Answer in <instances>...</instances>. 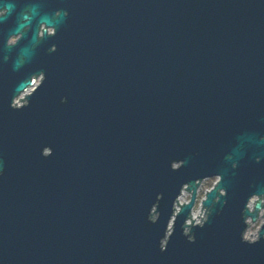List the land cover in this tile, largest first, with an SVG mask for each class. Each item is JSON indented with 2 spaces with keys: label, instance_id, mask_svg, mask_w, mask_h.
Listing matches in <instances>:
<instances>
[{
  "label": "water",
  "instance_id": "95a60500",
  "mask_svg": "<svg viewBox=\"0 0 264 264\" xmlns=\"http://www.w3.org/2000/svg\"><path fill=\"white\" fill-rule=\"evenodd\" d=\"M0 8V264H264V0Z\"/></svg>",
  "mask_w": 264,
  "mask_h": 264
},
{
  "label": "rangeland",
  "instance_id": "374dc122",
  "mask_svg": "<svg viewBox=\"0 0 264 264\" xmlns=\"http://www.w3.org/2000/svg\"><path fill=\"white\" fill-rule=\"evenodd\" d=\"M214 179L215 178H207V179H204L200 182L198 192L196 193V198H195V202H194V209H198L201 197L204 195V191L206 189H208L210 186H212ZM185 200H187V202L189 200V192H186V191H184L180 197L181 202L185 201ZM262 220H263V218H262L261 212H260L259 217L255 222H249V227L246 229V231L244 233V237L249 239V240L254 239L256 237L257 229H258L259 225L261 224Z\"/></svg>",
  "mask_w": 264,
  "mask_h": 264
},
{
  "label": "built area",
  "instance_id": "2783aa9c",
  "mask_svg": "<svg viewBox=\"0 0 264 264\" xmlns=\"http://www.w3.org/2000/svg\"><path fill=\"white\" fill-rule=\"evenodd\" d=\"M30 89H31V88H29V90H30ZM15 101L17 102V99H16ZM215 181H216V179H214L212 185L215 183ZM199 186H200V183H199V185H198V188H199ZM211 187H212V186H210V187H209L208 189H206V190L209 191V190L211 189ZM198 188H197V190H196V193L198 192ZM206 190L204 191V195L201 197V200H200V203H199L198 209H194V205H193V207H192V209H191V212H190V216H191V218L188 219L187 222H190L191 219H194L193 222H194V223H197V222H200V221L204 218V215H203V213H204V208L202 207V209H201V206H202L201 202H202V199H204V197H205ZM184 191H185V190H182V192H181V194H180V197H181V195H182V193H183ZM180 197H179V198H180ZM178 202H179V204H182L183 202L186 203L187 200L181 202L180 199H179ZM176 209H178V206H177ZM197 213H198V214H197ZM201 217H202V219H201Z\"/></svg>",
  "mask_w": 264,
  "mask_h": 264
},
{
  "label": "clouds",
  "instance_id": "9594fccd",
  "mask_svg": "<svg viewBox=\"0 0 264 264\" xmlns=\"http://www.w3.org/2000/svg\"><path fill=\"white\" fill-rule=\"evenodd\" d=\"M6 11L5 8H0V14L4 13Z\"/></svg>",
  "mask_w": 264,
  "mask_h": 264
},
{
  "label": "flooded vegetation",
  "instance_id": "af4514ba",
  "mask_svg": "<svg viewBox=\"0 0 264 264\" xmlns=\"http://www.w3.org/2000/svg\"><path fill=\"white\" fill-rule=\"evenodd\" d=\"M0 15H1V14H0ZM11 40H13V38H12V39H10V41H11ZM38 82H39V79H37V80L35 81V83H38Z\"/></svg>",
  "mask_w": 264,
  "mask_h": 264
},
{
  "label": "bare ground",
  "instance_id": "6f19581e",
  "mask_svg": "<svg viewBox=\"0 0 264 264\" xmlns=\"http://www.w3.org/2000/svg\"><path fill=\"white\" fill-rule=\"evenodd\" d=\"M179 197H180V196H179ZM179 197H178V200L180 199ZM178 203H179V202H178ZM177 206H179V205H178V204H176V208H177ZM258 217H259V216H258Z\"/></svg>",
  "mask_w": 264,
  "mask_h": 264
}]
</instances>
